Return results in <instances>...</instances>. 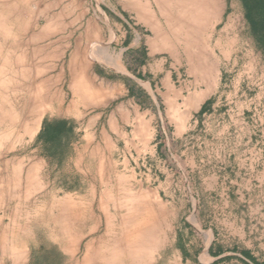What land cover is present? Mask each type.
Segmentation results:
<instances>
[{
	"label": "rangeland",
	"instance_id": "374dc122",
	"mask_svg": "<svg viewBox=\"0 0 264 264\" xmlns=\"http://www.w3.org/2000/svg\"><path fill=\"white\" fill-rule=\"evenodd\" d=\"M119 12L154 74L104 106ZM0 17V264L264 260V47L243 0H0Z\"/></svg>",
	"mask_w": 264,
	"mask_h": 264
},
{
	"label": "crops",
	"instance_id": "0c3cea01",
	"mask_svg": "<svg viewBox=\"0 0 264 264\" xmlns=\"http://www.w3.org/2000/svg\"><path fill=\"white\" fill-rule=\"evenodd\" d=\"M115 18L113 21V26H114V30L109 34V47L107 52H109V55H112L113 57H110L108 64L105 65V70L107 69V71L104 70V72H93V76L95 79H100L102 81H106L107 84L110 86V91L109 93V98H106L103 101L104 106H107L110 102V100H114L117 98H120L123 95L122 92V88H123V84L126 82L127 88H126V92L128 93V95L135 94L136 93V89H134L132 87V83L135 84V87H137L138 83H139V79H141L142 76H145V79L147 80V86L151 85V78L154 74V58H153V51L148 52V50L146 51V55H144V50L146 49L145 47V40H144V36L147 37V35L143 34L141 32L140 28H137L135 26H133L132 24L129 23V21L125 18V16L119 12L118 14H114ZM147 39V38H145ZM112 48V49H111ZM65 49L66 51L68 50L67 53H69V58H70V64L74 65L76 64V61H74V49H72L71 47V41L67 42L65 44ZM164 59V55H160L159 56V61H163ZM74 73L77 74V76H75L73 78V80L77 81V82H81L82 80H84V76H83V69L82 67H76V65H74ZM78 91V90H77ZM92 91V89H91ZM81 92H83L81 90ZM95 93H91V96L89 98V103H97L101 98L98 96V94H96V91H94ZM134 92V93H132ZM127 96V95H126ZM130 97V96H129ZM206 96L203 97L201 96V94H195L191 97V99L189 100V105L191 103H196L195 106L193 107H188V112L189 113H194L197 112L201 106L203 105V103L205 102ZM130 102V101H129ZM131 103V102H130ZM115 106V107H114ZM112 108L110 109H106V120L107 122L109 121H115L116 119V112H115V108L117 107L116 105H114ZM121 104H119V106L117 107L120 108ZM209 107L208 109L210 110H217L218 106H214V104L207 106ZM207 109V110H208ZM97 113H101V112H96ZM96 118H98V116H96ZM112 128H115L114 124H112L111 126ZM173 156V154L171 152H169V157ZM238 161L235 158L234 155V159H233V164L232 165H228L226 164L225 167L228 166V169L234 172V175H239L242 174V170L239 166L237 167V162ZM231 188H228V192H235V193H240L242 191L243 188H240L239 185H230ZM235 219L233 217V221L230 223L231 225V231L228 232V234L232 235V238H235V234L236 233H240V229L239 227L236 225ZM258 224H260L262 226V229L259 230L258 234H259V239H261L262 237L264 238V206L261 205L259 206V219H258ZM244 225V222L242 223ZM238 227V228H237ZM215 231V230H214ZM212 231V232H214ZM243 235H246L245 232H243ZM250 239V238H249ZM213 243L212 240L209 243V247L212 249ZM210 258L211 259H217L220 255H222L221 253H219V251L212 249ZM230 254H232L231 256H234L235 253L234 251L231 252H226L227 256H230ZM243 255L238 254L240 257H242L243 259V263L244 264H264V260L260 259L259 256H256L255 253H253L252 251H243ZM247 257V258H246Z\"/></svg>",
	"mask_w": 264,
	"mask_h": 264
},
{
	"label": "trees",
	"instance_id": "16d2710c",
	"mask_svg": "<svg viewBox=\"0 0 264 264\" xmlns=\"http://www.w3.org/2000/svg\"><path fill=\"white\" fill-rule=\"evenodd\" d=\"M248 19L253 23L257 40L264 47V0H243Z\"/></svg>",
	"mask_w": 264,
	"mask_h": 264
},
{
	"label": "bare ground",
	"instance_id": "6f19581e",
	"mask_svg": "<svg viewBox=\"0 0 264 264\" xmlns=\"http://www.w3.org/2000/svg\"><path fill=\"white\" fill-rule=\"evenodd\" d=\"M15 5V4H14ZM15 8V7H14ZM1 18V17H0ZM6 62V61H5ZM15 64V63H14ZM7 66V65H6ZM2 70V69H1ZM2 71H4V70H2ZM1 73V72H0ZM2 75V74H1ZM8 77V76H7ZM5 78V77H4ZM12 80H13V78H12ZM17 80V79H16ZM9 82V81H8ZM1 83V82H0ZM3 83V82H2ZM20 83V82H19ZM7 84V83H6ZM6 84H5V86H6ZM4 88V87H3ZM6 89V88H5ZM4 89V90H5ZM84 90H86V89H84ZM4 100V99H3ZM8 103V102H7ZM18 104V103H17ZM126 110V109H125ZM16 113V112H15ZM32 113V112H31ZM12 116V115H11ZM10 116V117H11ZM13 118V117H12ZM141 118V117H140ZM143 118V117H142ZM39 119V118H38ZM13 120V119H12ZM15 121V120H14ZM36 121V120H35ZM30 131V130H29ZM148 201V200H147ZM144 205H146V204H144ZM149 206V205H148ZM140 220H143V222H141L142 224H144L145 223V221L144 220H148V219H146V218H142V219H140ZM136 225H137V223H136ZM134 231V230H133ZM135 233V232H134Z\"/></svg>",
	"mask_w": 264,
	"mask_h": 264
}]
</instances>
